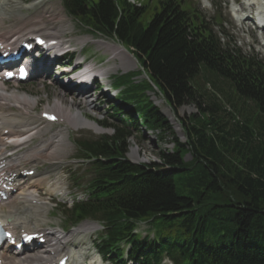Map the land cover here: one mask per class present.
I'll use <instances>...</instances> for the list:
<instances>
[{
  "label": "trees",
  "instance_id": "trees-1",
  "mask_svg": "<svg viewBox=\"0 0 264 264\" xmlns=\"http://www.w3.org/2000/svg\"><path fill=\"white\" fill-rule=\"evenodd\" d=\"M63 1L86 31L123 44L141 68L115 77L121 101L133 107L114 106L102 123L114 133L78 142L89 179L84 197L62 206L67 222H101L95 246L115 264H126V246L134 264H264V62L243 54L221 25L216 32L191 1L159 0L150 21L146 4ZM202 68L229 83L242 104L253 103L259 118L232 116L227 126L218 96L205 104L206 89L196 84ZM139 72L147 79L137 81ZM155 88L174 111L195 104L199 116L184 126L186 141L173 134L159 162L134 163L127 157L134 116L162 135L171 130L148 94ZM141 223L153 238L136 232Z\"/></svg>",
  "mask_w": 264,
  "mask_h": 264
},
{
  "label": "rangeland",
  "instance_id": "rangeland-1",
  "mask_svg": "<svg viewBox=\"0 0 264 264\" xmlns=\"http://www.w3.org/2000/svg\"><path fill=\"white\" fill-rule=\"evenodd\" d=\"M39 1L41 0H18L20 7L17 5V10L12 12V15H16V18H14L16 21L12 23L7 22V24L4 25L3 32H7L15 24L18 28L26 25L30 27L25 28L27 29L26 31L31 32L42 29L43 32L53 30V32L59 33V35L66 42L71 44L72 47L78 51L81 49L83 41L91 40V38L99 39L98 37L89 36L85 31V28L67 14L62 0H42L46 3L45 7H41L40 5L36 4ZM187 1L195 3L199 11L211 20L216 31H219L220 25L218 26L217 23H219V19H222L223 30L229 34V37L232 41L236 42L237 47L245 54L257 56L259 59L264 61V42H260V40L258 41V39H261V34L263 33L262 35H264V31H242L241 25H239V23L232 16V4L230 0ZM131 2H136L138 4L145 3L148 5V9L144 18L145 21H150L155 13L160 10L159 0H131ZM43 10L51 11L50 13H55L56 15H50L52 17H42L41 15L43 14L41 12ZM23 18L26 19V21L28 20V22L26 23L23 21ZM103 39L109 41L110 43L113 42L110 39ZM86 50L88 51L87 58L89 59V62L86 66L95 68V70L98 71L102 69L108 70V76H100V78L97 79L99 82H102L103 80L106 81L107 86L111 84L113 76L115 75L121 73L126 74L132 71L140 70L138 62L134 59L133 55L128 53L125 49L124 50L127 53V57L124 55V53H120L115 56L113 50H109V48L105 45H97L95 42H93V44L92 42L90 44L88 43ZM119 55H121L122 58L125 57V59L121 60ZM84 68L86 67H83L81 70L84 71ZM63 71H69V69L64 68ZM82 71L79 72L78 76L82 73ZM143 73L139 72V74L135 76V79L137 81L146 79V75ZM53 81L54 79H49L46 82H43L42 80H33L22 84L12 83L10 88L11 92L19 93V91H21L22 94L25 93L24 90L28 91L29 96L35 102V106L32 107L34 109L27 110L29 112L27 115L29 118H27L26 121L42 123L41 126L43 128L52 131L49 132L46 130L47 133L43 132V135L40 134L32 140L30 145L31 147H29L28 157H32L35 154L33 146L40 140L45 142V140L42 139L50 138L59 127H63L65 125V130H67V127H69L65 123L48 124L44 121L41 122L39 117L43 111L56 110L55 112H57V108L63 109L64 112L69 109L75 111L76 108L71 106V102L74 101L76 105L80 102L81 107L83 106L82 108L86 110V114L96 119L98 122H106L109 118V110L112 107V102H109V98L102 94V92L97 93L98 95H101L99 100L101 99L103 101H108L107 104L100 103L99 100L96 101L91 97H88L87 101L85 100L84 102H81L83 98H80L75 93L71 94L70 92H65L64 89H62L56 84V82ZM206 81L216 82V88L212 84L206 85ZM93 84L91 87H93ZM196 84H199L202 89H206V93H204L203 98L205 104L212 105L215 95L218 96L220 104L224 109L223 111L221 110L218 112V116L219 118H222L224 121H226L227 126L229 124H233L234 119H232V116H235L238 122H244L246 117H250L251 119L259 118V114L257 112L258 109L256 110L254 108L253 103L244 102L242 104L238 99L234 88L226 81L218 78L216 75L208 73L207 69L202 68L201 73L196 79ZM17 86L20 88V90L16 89ZM217 87L223 88L226 96L220 94ZM90 92L91 91L89 90V94ZM60 94L65 95L67 101L62 102V99L60 98L61 96L58 97ZM148 94L151 101L154 102V104L159 108L160 112L168 120L169 125L171 126V132L169 131L162 135L156 131L148 130L146 128L142 129L141 125L140 129H133V135L130 138L131 146L127 156L130 160L137 163L159 162V151H161L163 148H172L171 141L173 140V134L185 141L187 139V133L184 130V126H186V124L188 125L190 118L195 117L196 114L197 117L199 116V109L195 104H185L178 108L177 111H174L173 108L165 101V99L157 92V90H151L148 92ZM90 102H92L91 106H84L86 103L89 104ZM24 116L25 115H23V117ZM69 128L75 129L73 127ZM39 129L42 128L39 126ZM72 129H68L67 132H64L62 128L58 129L63 130L66 135L65 139L61 140L60 144L55 142L56 146L53 145L51 148L42 152L41 154L34 155L36 156L35 166L39 170L38 174H42L47 171L50 172V182H48V184H42L41 188L40 186L37 188V195L39 197L38 199L41 202L46 203V206L41 205L36 207L32 205L34 207H30L32 208V210H30L32 212L29 213L30 216L32 215V220H30L29 225L30 228H67L63 214L62 212H59V209L56 207L54 202L57 201L59 203H70V195L72 193L80 194L81 196L83 195L82 190L84 183L81 186H77L74 177L83 176L82 179L84 182L88 179V177L82 169L80 162H76L74 160L76 156L75 143L80 138L100 136L104 134L105 130L103 133H100L89 128H76L79 130ZM106 131V134H112L113 132L112 130L107 129ZM34 132H36V135L38 134L37 129H35ZM41 141L39 143H41ZM47 143L49 144V141H47ZM20 151H26V148H22ZM40 151H43V149H40L39 152ZM185 158L186 160L191 159V154H187ZM26 160H29V158H25V161ZM25 161L23 160L20 164H25ZM50 190H52L53 193H50ZM44 207L46 209L48 208L47 211H45L46 209L44 210ZM35 208L37 209L35 210ZM42 210H44L43 213L40 212ZM33 213L35 216H33ZM148 229L149 226L146 223H141L138 226V232L143 236L149 233ZM151 237H153L152 232ZM76 238L80 240H88V243L84 246L86 250L83 251L87 264H101V257L93 245L90 244L96 239V232L92 231L88 232V234L86 232H80L78 235L74 236V242L78 243V240H75ZM102 263L109 264L110 262L103 261Z\"/></svg>",
  "mask_w": 264,
  "mask_h": 264
},
{
  "label": "bare ground",
  "instance_id": "bare-ground-1",
  "mask_svg": "<svg viewBox=\"0 0 264 264\" xmlns=\"http://www.w3.org/2000/svg\"><path fill=\"white\" fill-rule=\"evenodd\" d=\"M237 2L239 9L246 14H248L255 6V3L247 4V0H237ZM36 4L40 5L41 7H45L46 3L41 0ZM17 5L20 7L18 0H0V44H5L6 48L9 46H14L32 34L45 35L50 41L57 40L58 44L63 45L65 43L59 33L53 32V30L44 33L43 29L31 32L26 31L27 29L25 28H30L26 25L18 28L15 24L7 32H3L5 23L7 24V22L12 23L16 21L14 20L16 15H12V12L17 10ZM50 12L51 11L43 10L41 12L43 15L41 16L52 17L50 15H56L55 13ZM248 18L249 16L246 17V19ZM23 21L26 23L28 22V20L26 21L24 18ZM243 23H245V19L240 21V24ZM96 43L100 44L101 46L105 45L109 48V50H113L115 56L120 53H124L125 56L127 55L124 48L119 44H113L109 41L101 39H98ZM119 57L121 60L125 59V57L122 58L121 55H119ZM50 68L51 66L47 64L40 70H37V65H35V68L33 66V73L44 75L46 72L50 71ZM94 74L101 76L109 75L107 69L98 71L92 67H88L82 71L81 77L89 80V78L87 79L86 76H91ZM10 88L11 86L0 84V170L3 172L16 173L18 172L16 166L19 161L24 157H27L26 152H21L19 149L27 146L30 143L31 139L36 135V132H34L35 129H37V135L42 134L44 129H39V126L41 125L38 122L34 123L26 121L27 118H29L27 116L29 114L27 110L34 109L32 107L35 106V102L28 95L29 92L24 90L25 93L20 94L18 92H11ZM16 89L20 90L19 87H16ZM70 89L80 92L77 94L80 98H83L81 102H84L85 100L87 101L85 93L86 90L74 89L72 87H70ZM58 97L62 99V102L67 101L65 95L60 94ZM89 105L91 106L92 102L89 104L86 103L84 106ZM71 106L76 108V110L73 111L72 109H69L64 112L63 109L57 108V112H55L56 110L51 112L56 113L59 116V121L67 124L69 127H73L75 129L89 128L103 133L105 129L99 126L96 119L86 114L87 112L82 108L83 106L81 107L80 102L76 105L73 101L71 102ZM45 112L50 113L49 111ZM23 115L25 116L23 117ZM104 132H106V130ZM63 135H65L63 130H57L48 140H45V142H38L34 147L36 152L34 155L41 154L42 152L48 150L51 145L56 146V143L60 144V141L64 140L66 137V135ZM47 141H49V144ZM40 149H43V151L39 152ZM34 155L29 158L30 164L35 163L36 156ZM1 166H4L5 170H3ZM31 169H33V167L21 169L22 175H24L23 170ZM49 174L50 172L47 171L41 175L42 177L46 178L49 177ZM41 175L38 177L36 175H33L32 177L26 176L28 179L25 180L23 187L20 189L21 191H19L15 197L4 203L7 207V211H3L1 209L2 205L0 206V218H2L4 222L8 223V225L14 229L20 227V232L22 229H24V231L28 233H43L42 236L43 238L46 237L47 241L45 242V245H39L40 248L32 247L28 250H25L22 254H17V251L15 252L10 246H5L3 250L0 251V264H59L60 261L65 258L67 259L66 264H85L86 260L83 254L84 248L82 247V245L85 244H79L80 248L77 249L74 245L73 236L74 234L78 233L79 230H90L95 225L83 224L79 230H74L68 233H62L60 228H47L39 230L36 227L33 229L29 228V222L32 220V215L30 216L29 214L32 212L30 211L32 210L30 207H37L41 205L46 206V203L39 202L35 195L37 192L36 188L39 185L37 182H40L42 179L39 178ZM50 192L52 193V190Z\"/></svg>",
  "mask_w": 264,
  "mask_h": 264
}]
</instances>
